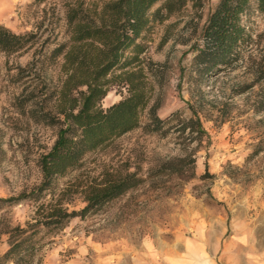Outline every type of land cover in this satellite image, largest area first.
Masks as SVG:
<instances>
[{
  "label": "rangeland",
  "instance_id": "1",
  "mask_svg": "<svg viewBox=\"0 0 264 264\" xmlns=\"http://www.w3.org/2000/svg\"><path fill=\"white\" fill-rule=\"evenodd\" d=\"M81 0H0V24L38 39L12 53L0 50V197L29 190L41 179L39 156L54 143L58 125L36 121L31 110L49 107L60 77L61 58L50 52L67 39L65 10ZM91 7L99 0H82ZM251 1L242 23L253 34L264 31V13ZM159 0L148 10L142 56L160 62L153 100L167 122L161 131L142 125L83 159L82 176L104 166L128 168L141 184L110 201L104 210L73 218L45 239L39 264H264V155L248 159L264 118L254 114L246 94H236L239 68L200 78L192 65L193 47L218 0H188L171 13ZM154 67L156 65H153ZM127 94L110 88L107 107ZM195 115H194V113ZM199 116L203 134L185 122ZM183 158L184 175L165 166ZM164 165V167H163ZM78 171L59 178L64 184ZM188 174V177L185 176ZM71 208L84 205L80 195ZM27 202L0 209V227L26 220ZM0 234V255L6 250Z\"/></svg>",
  "mask_w": 264,
  "mask_h": 264
},
{
  "label": "trees",
  "instance_id": "2",
  "mask_svg": "<svg viewBox=\"0 0 264 264\" xmlns=\"http://www.w3.org/2000/svg\"><path fill=\"white\" fill-rule=\"evenodd\" d=\"M159 0H99L91 7L84 1L68 2L65 10L66 36L50 52L59 64L60 77L48 95L49 107L31 110L36 121L58 125L57 136L38 159L41 179L29 190L0 197V209L27 202L31 212L26 220L5 222L6 250L0 264H39L45 239L63 229L73 218L85 219L104 210L106 205L142 183L143 178L128 168L104 166L97 174L82 176L83 159L88 153L106 147L115 138L142 125L147 132H158L167 122L153 100L160 78V62L147 60L141 41L148 28V10ZM188 0H165L167 13ZM192 6L201 0H190ZM250 0H218L201 29L200 41L193 47L192 65L202 79L223 70L239 68L245 80H235L232 89L246 94L254 114L264 118V31L253 32L242 23L250 11ZM264 13V0H255ZM38 39L37 33H16L0 24V50H22ZM153 65H156L155 67ZM122 85L127 94L107 107L101 102L110 88ZM194 113V112H193ZM195 115V113H194ZM191 134H203L199 116L185 122ZM264 155V132L257 136L248 159ZM183 158L164 164L178 177L184 175ZM163 165V167H164ZM78 171L64 184L59 178ZM188 177V174L186 175ZM80 195L84 205L71 208Z\"/></svg>",
  "mask_w": 264,
  "mask_h": 264
}]
</instances>
